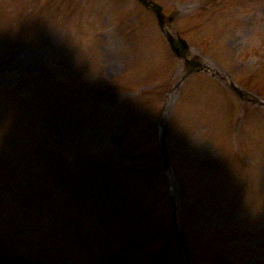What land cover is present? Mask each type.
I'll return each mask as SVG.
<instances>
[{"label":"rangeland","instance_id":"obj_1","mask_svg":"<svg viewBox=\"0 0 264 264\" xmlns=\"http://www.w3.org/2000/svg\"><path fill=\"white\" fill-rule=\"evenodd\" d=\"M79 1L83 7L78 12L80 17L76 21V32L79 33L82 26L95 31L98 22L96 5L89 0ZM248 1L250 0H223L217 6L222 4L225 9H228L240 2ZM198 5H201V0H194L189 7L196 8ZM262 5L255 10H262ZM18 14H21V18ZM39 15L38 5L34 0H0V88H19L21 90L17 93L19 96L28 97L31 91L34 92L44 86L46 94L49 84V62L57 58V55L54 56L56 52L49 50L48 43L54 42L57 47L61 46L60 32L65 31L63 27L50 24L51 22L65 24L71 17V12L64 17L63 23H60L54 16L50 18L45 16L43 24L49 26L50 31L40 22ZM28 27L29 29L32 27L30 32L27 31ZM36 29L45 32L43 41L40 40L41 45L36 41V36L31 38L32 34L38 35ZM239 70L242 71L243 67L241 66ZM32 77L35 78L31 79ZM136 77L143 83L139 75ZM196 82L206 91L213 90L204 78H198ZM12 100L13 96L11 98L10 95L2 94L0 98V157L8 158L6 153H11L10 157L17 164V168L14 169L12 161L11 171L0 176V181L1 178L10 179L12 177V184L0 191V240L3 241L0 244L3 249L0 258L10 257L16 264H24L20 260L24 256L29 261L32 259L36 264H41L38 262H43L42 264H84L85 256L83 255L98 253V250L105 257L107 253H102L104 248L101 247L100 241L101 236L106 235V227L80 226L76 224L77 222L67 221L68 219L65 218L71 210L73 212L76 210V205L74 207V203L71 204L75 193L70 190L71 184L67 180L61 181L60 187H67L66 197L69 198L64 200L62 212L58 215H54L52 209L54 203L51 198L43 199L40 195L41 179L27 185L36 174H31L30 171L34 169L33 167L30 169V158L28 155L27 159L25 154L29 141L24 128L19 125L20 108L16 103H11ZM206 103L207 99H202L198 107ZM21 168L27 170L22 176ZM20 181L23 185L21 188L18 187ZM12 208H15V213L11 212ZM18 210H21L23 218L18 215ZM52 232H59L57 240H62L63 243L52 240L49 237ZM255 243L260 246L262 244L259 241ZM8 253H13L14 257ZM263 254L257 253L255 260H247V262L264 264ZM18 260L21 262L18 263ZM106 260V258L102 259L103 263Z\"/></svg>","mask_w":264,"mask_h":264}]
</instances>
